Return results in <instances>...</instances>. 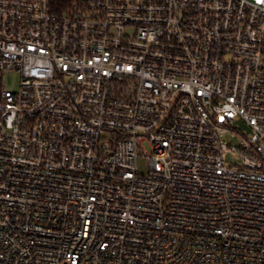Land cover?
I'll list each match as a JSON object with an SVG mask.
<instances>
[{
	"label": "built area",
	"instance_id": "obj_1",
	"mask_svg": "<svg viewBox=\"0 0 264 264\" xmlns=\"http://www.w3.org/2000/svg\"><path fill=\"white\" fill-rule=\"evenodd\" d=\"M0 71V264H264V0H0Z\"/></svg>",
	"mask_w": 264,
	"mask_h": 264
},
{
	"label": "rangeland",
	"instance_id": "obj_2",
	"mask_svg": "<svg viewBox=\"0 0 264 264\" xmlns=\"http://www.w3.org/2000/svg\"><path fill=\"white\" fill-rule=\"evenodd\" d=\"M20 79L21 77L18 72L9 73L5 76V74L0 71V93L5 86L17 90L20 85ZM234 126L236 127L235 129L227 130L223 134L226 136L230 144L241 145L245 139V136H243L242 133L246 131V135H249L251 133V130L245 123L241 121L235 122ZM239 135H242V138H239ZM226 160L232 163H239V160L234 157L232 153L227 154ZM147 162L148 160L146 158H140L138 160V167L141 172H145L147 170Z\"/></svg>",
	"mask_w": 264,
	"mask_h": 264
}]
</instances>
